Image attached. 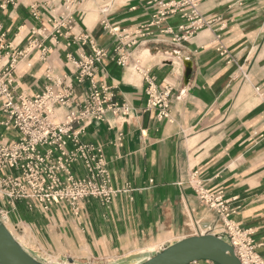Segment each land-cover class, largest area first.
Listing matches in <instances>:
<instances>
[{
  "label": "crops",
  "instance_id": "crops-1",
  "mask_svg": "<svg viewBox=\"0 0 264 264\" xmlns=\"http://www.w3.org/2000/svg\"><path fill=\"white\" fill-rule=\"evenodd\" d=\"M165 1L85 0L65 7V0H0V69L16 60V97L34 98L62 80L79 102L93 86L106 87L131 109L126 117L109 114L81 137L103 152L116 192L109 204L90 198L78 213L65 204L49 211L35 202L32 209L26 201L7 206L17 239L43 261L139 264L196 235V225L208 229L217 214L198 199L194 182L222 195L231 220L264 258V0H202L197 18L187 8L150 26ZM69 21L57 30L56 23ZM130 42L141 69L173 88L169 121L144 110L143 74L117 64V47ZM91 44L106 53L93 83L80 80L75 65L93 54ZM67 112L58 108L56 121ZM0 132L18 138L14 130ZM76 171L86 174L82 166Z\"/></svg>",
  "mask_w": 264,
  "mask_h": 264
},
{
  "label": "built area",
  "instance_id": "built-area-1",
  "mask_svg": "<svg viewBox=\"0 0 264 264\" xmlns=\"http://www.w3.org/2000/svg\"><path fill=\"white\" fill-rule=\"evenodd\" d=\"M83 1L65 0L64 5L69 7ZM201 1L161 2L150 26L158 27L168 16L187 8L197 18ZM70 24L71 21L56 23V28H69ZM103 25L107 23L103 22ZM200 28L201 24L194 30ZM112 32H117V29ZM4 39L0 28V51L5 48ZM134 45L135 42H130L117 47V64L123 68L133 67L143 74L147 83L144 110H155L159 119L169 121L173 88L169 84L159 86L147 71L142 70L141 63L133 58L130 51ZM91 48L93 54L75 62V65L81 70L80 80L88 77L93 83L95 64L101 62L106 53L94 44H91ZM15 62L13 59L0 69V114L3 117L0 128L14 130L18 137L10 141L0 132L1 220L8 227L9 213L6 208L14 207L21 201H26L30 209L33 206L29 203L35 202L44 211H49L54 205L65 204L75 213L90 198L109 204L116 192L110 185L103 152L92 144L82 143L81 137L90 126L104 121L109 114L126 117L131 109L127 104L115 102L106 87L98 89L93 86L86 101L79 102L72 88L62 80L53 81L50 87L34 98L16 97L13 91ZM47 78L50 80L49 76ZM62 107L67 108L68 112L64 120L57 122L55 111ZM79 166L85 169V176L77 174ZM192 187L198 199L217 214V220L208 229L196 225V235H222L233 247L241 264H264V258L256 253L248 232L231 220L233 212L222 195L211 193L199 182H194Z\"/></svg>",
  "mask_w": 264,
  "mask_h": 264
},
{
  "label": "water",
  "instance_id": "water-1",
  "mask_svg": "<svg viewBox=\"0 0 264 264\" xmlns=\"http://www.w3.org/2000/svg\"><path fill=\"white\" fill-rule=\"evenodd\" d=\"M241 264L222 235L204 233L164 246L139 264ZM70 263L73 264L72 261ZM0 264H50L27 251L0 218Z\"/></svg>",
  "mask_w": 264,
  "mask_h": 264
},
{
  "label": "rangeland",
  "instance_id": "rangeland-1",
  "mask_svg": "<svg viewBox=\"0 0 264 264\" xmlns=\"http://www.w3.org/2000/svg\"><path fill=\"white\" fill-rule=\"evenodd\" d=\"M9 228L14 232V234L16 236H20V234L15 230V228L11 225V224H8Z\"/></svg>",
  "mask_w": 264,
  "mask_h": 264
},
{
  "label": "bare ground",
  "instance_id": "bare-ground-1",
  "mask_svg": "<svg viewBox=\"0 0 264 264\" xmlns=\"http://www.w3.org/2000/svg\"><path fill=\"white\" fill-rule=\"evenodd\" d=\"M175 54H177V55H179L180 56V54L178 53V52H176ZM184 57V56H183Z\"/></svg>",
  "mask_w": 264,
  "mask_h": 264
}]
</instances>
